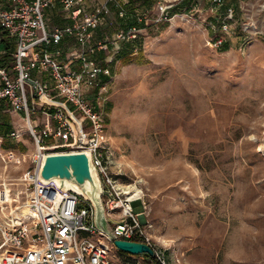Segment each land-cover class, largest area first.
<instances>
[{"label": "rangeland", "instance_id": "obj_1", "mask_svg": "<svg viewBox=\"0 0 264 264\" xmlns=\"http://www.w3.org/2000/svg\"><path fill=\"white\" fill-rule=\"evenodd\" d=\"M224 2L239 11L217 47L207 38L224 7L211 0L83 3L81 20L100 14L91 43L103 45L95 56L104 88L84 87L86 98L102 111L111 173L123 189L142 191L145 210L141 199L132 210L150 223L166 264H264V0ZM123 46H132L128 60L117 56ZM0 109L9 125L0 135V189L22 204L38 147L20 111ZM40 147L52 149L51 138ZM143 255L115 252L122 263L157 264Z\"/></svg>", "mask_w": 264, "mask_h": 264}, {"label": "built area", "instance_id": "obj_2", "mask_svg": "<svg viewBox=\"0 0 264 264\" xmlns=\"http://www.w3.org/2000/svg\"><path fill=\"white\" fill-rule=\"evenodd\" d=\"M58 1L72 17L84 12V0ZM54 2L0 0V29L16 43L10 68L0 64V101H5L13 111H20L38 147L33 157L34 168L23 174V203L6 197L4 189H0V264H129L117 259L115 252L119 249L95 226L90 201L75 191L58 188L52 181L38 180L43 153L83 149L91 151L101 180L105 215L116 238L148 244L154 251L149 261L166 264L164 253L155 247L147 232L150 223H142L140 214L132 210L131 203L140 199L145 210L142 196L127 193L111 173L104 145L103 114L86 98L84 87L97 86L96 95L104 88L99 78L103 68L93 56L103 45L91 43L100 14H87L79 22L49 28L44 8ZM211 2L212 9L225 5L224 0ZM215 14L219 25L207 38V44L217 47L226 41L237 18L233 4L225 5L221 11L215 8ZM141 19L143 16L137 15V20ZM249 26L256 29L255 24ZM136 30L135 26L129 27L127 32L132 34L127 37L135 36ZM68 36L74 37L75 46L68 51L67 61L61 62V50L51 51L49 46ZM73 61L78 62L76 66ZM35 72L47 73L52 82ZM47 137L51 138L53 148L45 151L40 144ZM259 151L264 160V142ZM24 203L27 211L22 210Z\"/></svg>", "mask_w": 264, "mask_h": 264}, {"label": "water", "instance_id": "obj_3", "mask_svg": "<svg viewBox=\"0 0 264 264\" xmlns=\"http://www.w3.org/2000/svg\"><path fill=\"white\" fill-rule=\"evenodd\" d=\"M37 174L38 180L42 183L52 181L58 188L75 191L90 201L95 226L113 241L119 251L130 255L154 256V251L148 244L116 238L112 228H109L101 200V180L92 161L90 150L45 152L41 156Z\"/></svg>", "mask_w": 264, "mask_h": 264}, {"label": "crops", "instance_id": "obj_4", "mask_svg": "<svg viewBox=\"0 0 264 264\" xmlns=\"http://www.w3.org/2000/svg\"><path fill=\"white\" fill-rule=\"evenodd\" d=\"M84 1H86V0H84ZM102 1H105V0H90V2L93 4H97V3L102 2ZM227 4H233L235 6V10L237 12L239 11V8L236 6L235 3H229V2L225 3V5H227ZM46 8L47 9H46L45 16L49 17V15H51V17H50L51 21L47 22V25L49 28H53L54 26L73 24L75 22L81 21V14L78 15L77 17H72L70 11L63 9L61 3L58 0H55L54 4L52 6H49ZM58 15H61L62 18L56 19V16H58ZM54 16H55V18L53 19ZM45 19L48 20L47 17H45ZM66 38L71 40V43L68 44L67 46L63 45V42H62ZM63 40L59 44L53 45L55 47L51 49V51H53L56 48H59L62 51L61 52L62 54H60L58 56L59 60H61V56L63 55L65 50H67V57L66 58L68 59V51L72 47L75 46L74 37L68 36V37H65ZM15 47H16V43H15L14 38L9 36L4 30L0 29V64L4 65L6 68H10V66L13 63L12 53L14 52ZM61 62H66V61L61 60ZM75 62L78 63L77 61H75ZM34 74H36V76H39L40 78L47 79L50 83L52 82L51 79L48 77L47 73H36L35 72ZM2 105H7V107H9V105L5 101H0V106H2ZM0 110H2V109H0Z\"/></svg>", "mask_w": 264, "mask_h": 264}, {"label": "trees", "instance_id": "obj_5", "mask_svg": "<svg viewBox=\"0 0 264 264\" xmlns=\"http://www.w3.org/2000/svg\"><path fill=\"white\" fill-rule=\"evenodd\" d=\"M224 48L223 49H226V44L223 45ZM99 53V55H101L102 57V54H103V49H98L95 51V53L93 54V56L96 58V53ZM132 46L129 47H122L120 48L118 51H117V56L123 58L124 60H128L130 59L131 55H132ZM103 77L105 78H108L105 74L102 75ZM103 81V79H102ZM1 117H2V121L0 122V135L3 136V138L6 137L7 133H9V125H8V114L7 113H2L1 114ZM4 147H6V144L4 143L3 144ZM123 254H126L124 252H122Z\"/></svg>", "mask_w": 264, "mask_h": 264}, {"label": "bare ground", "instance_id": "obj_6", "mask_svg": "<svg viewBox=\"0 0 264 264\" xmlns=\"http://www.w3.org/2000/svg\"><path fill=\"white\" fill-rule=\"evenodd\" d=\"M127 191V193H132V195L134 194V195H141V190L139 189V188H137L136 186H133V187H131L130 188V190H126ZM28 210V209H27Z\"/></svg>", "mask_w": 264, "mask_h": 264}]
</instances>
